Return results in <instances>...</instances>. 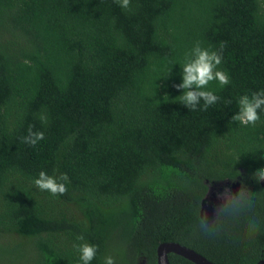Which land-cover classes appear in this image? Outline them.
Masks as SVG:
<instances>
[{
	"label": "trees",
	"instance_id": "trees-1",
	"mask_svg": "<svg viewBox=\"0 0 264 264\" xmlns=\"http://www.w3.org/2000/svg\"><path fill=\"white\" fill-rule=\"evenodd\" d=\"M197 41L225 44L230 77L209 84L221 100L207 111L175 88ZM260 90L264 0H0V264H82L81 235L98 246L91 264H157L161 243L212 264L264 261V107L255 126L232 121ZM30 125L44 133L35 147L21 142ZM54 170L64 195L34 185ZM222 182L253 205L216 211L209 236L203 202Z\"/></svg>",
	"mask_w": 264,
	"mask_h": 264
},
{
	"label": "clouds",
	"instance_id": "clouds-1",
	"mask_svg": "<svg viewBox=\"0 0 264 264\" xmlns=\"http://www.w3.org/2000/svg\"><path fill=\"white\" fill-rule=\"evenodd\" d=\"M123 9H128L130 0H115ZM225 44L221 43L219 50H213L211 47H203L200 41L195 42L194 46L185 53L182 69V83L175 85L177 91L183 90V94L177 99L181 101L190 111L202 110L207 111L210 106L220 102L221 97L209 89V84L213 81L219 82L221 86H226L230 83L229 74L220 68L223 61V51ZM203 101V105L198 109V105ZM230 104L231 100L224 101ZM264 107V90L242 95L238 101V111L232 117V121H238L243 126H255L260 121L258 110ZM42 122H47L45 116L40 117ZM34 126L30 125L27 135L21 137V142L35 147L39 141L44 139V133L34 131ZM48 175L41 171L38 178L34 180V185L40 191H47L53 196L64 195L68 191L67 185L69 178L66 173ZM258 176L259 180H264V169L257 171L254 177ZM217 199L221 201L217 205V213L230 212L233 215H238L245 208H250L253 205V193L247 190L243 184L241 188L233 193L231 188H225L223 192L217 194ZM200 226L206 235L214 236L219 233V228H214L206 216H202ZM81 241L80 244L74 245L80 253L82 264H91L96 258L98 246L89 244L85 241L83 235L76 238ZM103 264H116L115 258L111 255L103 258Z\"/></svg>",
	"mask_w": 264,
	"mask_h": 264
},
{
	"label": "water",
	"instance_id": "water-1",
	"mask_svg": "<svg viewBox=\"0 0 264 264\" xmlns=\"http://www.w3.org/2000/svg\"><path fill=\"white\" fill-rule=\"evenodd\" d=\"M261 185L264 186V180L260 181ZM232 192L235 193L239 189L238 183L231 184ZM207 198V197H206ZM173 253L179 255L194 264H212L211 262L207 261L204 257L197 254L191 249L185 248L179 244L175 243H161L158 245L156 249V257H157V264H169L168 261V254ZM257 264H264V261H260Z\"/></svg>",
	"mask_w": 264,
	"mask_h": 264
},
{
	"label": "rangeland",
	"instance_id": "rangeland-1",
	"mask_svg": "<svg viewBox=\"0 0 264 264\" xmlns=\"http://www.w3.org/2000/svg\"><path fill=\"white\" fill-rule=\"evenodd\" d=\"M231 186L229 182L208 185L207 198L205 202H203V212L208 219H212L215 216L217 205L221 203V201L217 199V194L223 192L225 188H231Z\"/></svg>",
	"mask_w": 264,
	"mask_h": 264
},
{
	"label": "flooded vegetation",
	"instance_id": "flooded-vegetation-1",
	"mask_svg": "<svg viewBox=\"0 0 264 264\" xmlns=\"http://www.w3.org/2000/svg\"><path fill=\"white\" fill-rule=\"evenodd\" d=\"M205 216H206V215H205ZM207 219H208V218H207ZM208 221H209V222H211V221H213V220H211V219H208Z\"/></svg>",
	"mask_w": 264,
	"mask_h": 264
}]
</instances>
